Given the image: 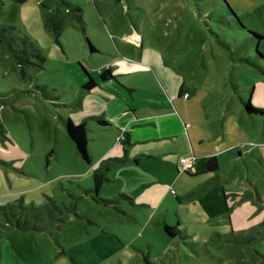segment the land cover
Returning a JSON list of instances; mask_svg holds the SVG:
<instances>
[{
    "label": "rangeland",
    "instance_id": "374dc122",
    "mask_svg": "<svg viewBox=\"0 0 264 264\" xmlns=\"http://www.w3.org/2000/svg\"><path fill=\"white\" fill-rule=\"evenodd\" d=\"M132 37L141 46L127 44ZM141 54L185 75L205 113L232 112L225 139L206 144L217 156L215 177L126 161L107 170L96 193L93 169L108 158H98L103 144L114 142L89 140L87 163L63 119L77 125L83 68L94 79L108 65L122 74L123 60ZM260 56L264 0H0V206L16 215L9 222L0 211V264H264V84L253 69L264 65ZM147 68L122 81L156 87ZM240 98L258 113H244ZM245 140L241 158L221 155ZM165 144L174 141L135 148L164 153ZM182 147L176 138L173 149ZM18 220L30 230L12 228ZM164 223H179L181 233L168 237Z\"/></svg>",
    "mask_w": 264,
    "mask_h": 264
},
{
    "label": "crops",
    "instance_id": "0c3cea01",
    "mask_svg": "<svg viewBox=\"0 0 264 264\" xmlns=\"http://www.w3.org/2000/svg\"><path fill=\"white\" fill-rule=\"evenodd\" d=\"M127 41H129L127 44L141 46V40H138L136 37H132ZM87 42L89 43L88 40ZM89 44L93 48V50L89 48L90 52L94 53L98 50L92 43ZM244 61L252 69L253 63L250 61V58H244ZM123 62L126 63L128 69L122 74L114 71L115 66L113 65H108L103 68V70L107 69L112 75V78L106 81L99 80V69L98 78L94 79L84 68L94 80L95 86L90 90H84L82 86L86 83L87 76H82L79 103L72 111V116L77 125L81 123L85 125L87 148L89 140L104 141L111 139L114 142L112 143L113 146H109L105 143L103 146L101 145L103 151L98 155V158H102L103 156L108 158L100 161L102 167H99V165L94 167L93 174L96 171L105 168L104 181H109L110 179L107 178L106 172L110 167L126 161H130L132 167H144V163H149L148 160H158L164 165H169L168 167H170L171 164L173 166L174 163V167H172L174 173V170L178 166L179 158L192 155L197 158L198 162H206L214 158L217 163V156H215L212 148H208L206 144L214 140V136H223L225 139L227 133L225 119L229 117V114L232 112L224 111L222 118L218 117L219 115L214 111H211L208 114L207 112L205 113L201 101L195 102V98H197L196 96H193L195 92H191V90L188 89L185 75H175L170 68L163 69L156 59H154L153 55L146 54V56H144L141 54L138 62L130 61L128 59L123 60ZM147 65H150L151 70L154 72L156 77V87L147 85L135 86L130 81H122L121 77L130 73H148ZM253 69L255 72L254 74L259 78L260 83L264 84V65L255 64V68ZM233 81L234 80L231 81L230 85L233 89V94L236 95L237 85L236 83L233 84ZM256 86L257 83H253L248 87L250 89V96L254 92ZM217 88L218 87H212L208 92H214ZM250 98L248 99L249 102ZM239 101L243 106L242 102L246 100L240 98ZM250 105L252 106L251 103ZM242 111L246 113L244 106ZM65 120L70 119H63V121ZM98 121H101V123ZM104 122L108 123V125ZM71 123L73 124L72 121ZM93 124L94 126L92 128ZM87 131L102 133H100V135L97 134L92 138L91 136L87 137ZM108 132H113L115 134L112 135V133ZM120 135L123 136V139L118 140L117 138ZM248 135H250L249 132ZM176 138H180L183 143L181 151L173 149ZM162 140L174 141L173 145L165 144L167 148L169 146V150L167 149L164 153L162 151L155 152L151 150H138L135 148L136 145H144L149 141ZM241 143H245V146L251 144L247 140L240 142L234 141L221 148V155H224L227 152L235 153L237 151L236 158H241L244 153H247L246 148L238 146ZM132 147L133 150L130 149ZM88 150L91 162L90 154L92 150L87 149V152ZM168 154L176 155V161H168L166 157ZM202 169H204L203 166ZM202 172L204 171H196L194 172V176L185 175L186 178L191 179L196 177L199 178L201 176L209 178L215 177L213 176L214 172ZM180 175L181 177L183 176V174ZM151 185L152 182L141 185L140 188L143 189L146 186ZM203 186L206 188L207 184ZM191 194L192 193H189V195ZM175 195L176 199L179 200L177 194ZM239 201L240 199L238 202ZM0 211L6 216V219L9 222L11 221L8 215L16 217L8 204L5 206L1 205Z\"/></svg>",
    "mask_w": 264,
    "mask_h": 264
},
{
    "label": "trees",
    "instance_id": "16d2710c",
    "mask_svg": "<svg viewBox=\"0 0 264 264\" xmlns=\"http://www.w3.org/2000/svg\"><path fill=\"white\" fill-rule=\"evenodd\" d=\"M88 45H89V48L91 50H93L92 46L89 43H88ZM260 57L263 58V60H264V57H262V56H260ZM83 71H84L85 75L87 76V81L82 86V88L84 90H90L92 87L95 86V82L90 77V75L84 70V68H83ZM99 74H100L99 80H101V81H106V80L112 78L111 73L107 69L100 71ZM242 103H243L244 109H245L247 114L258 113L250 105L248 100L243 101ZM63 124H64L65 131H66L67 135L69 136L70 140L74 143L77 152L79 153V155L81 156V158L84 161L89 163L90 157H89L88 152H87V138H86L85 125L83 123L78 124V125H73L70 120L63 121ZM202 166L204 167V169H202ZM216 170H217V163H216V160L214 158H212L206 162H204V161L197 162V164L194 167L193 172L204 171L202 173H211V172H214ZM188 172H190V171L183 172V173L189 175ZM104 173H105V168L100 169L93 174L92 191H94L96 193L99 192V190L102 186V183L105 180V174ZM4 213L6 214L5 211H4ZM177 226H178V223L175 226H170L169 224H164L163 225L164 233L168 237H172V238L175 237L176 234L181 233L180 229ZM12 228H14L16 230L21 229V231L30 230V229H28V227H26V225L22 226L20 220H18L15 227L13 226ZM34 228H35L34 230H39L38 227H34ZM144 260H145L146 264H154V263L148 261L147 258H144Z\"/></svg>",
    "mask_w": 264,
    "mask_h": 264
},
{
    "label": "built area",
    "instance_id": "2783aa9c",
    "mask_svg": "<svg viewBox=\"0 0 264 264\" xmlns=\"http://www.w3.org/2000/svg\"><path fill=\"white\" fill-rule=\"evenodd\" d=\"M117 139L121 140L123 139V136L120 135ZM197 162H198L197 158L193 155L188 157H181L179 158L178 161V171L179 172L193 171Z\"/></svg>",
    "mask_w": 264,
    "mask_h": 264
}]
</instances>
